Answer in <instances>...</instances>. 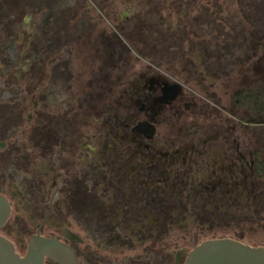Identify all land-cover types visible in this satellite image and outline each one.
Listing matches in <instances>:
<instances>
[{
  "label": "flooded vegetation",
  "instance_id": "flooded-vegetation-1",
  "mask_svg": "<svg viewBox=\"0 0 264 264\" xmlns=\"http://www.w3.org/2000/svg\"><path fill=\"white\" fill-rule=\"evenodd\" d=\"M263 51L262 0H0V235L64 250L42 264H184L223 237L230 192L262 183L254 148L208 142L215 86L246 113Z\"/></svg>",
  "mask_w": 264,
  "mask_h": 264
},
{
  "label": "rangeland",
  "instance_id": "rangeland-1",
  "mask_svg": "<svg viewBox=\"0 0 264 264\" xmlns=\"http://www.w3.org/2000/svg\"><path fill=\"white\" fill-rule=\"evenodd\" d=\"M264 55V51L260 53V55ZM259 57V56H258ZM193 58V57H191ZM195 59V58H193ZM243 68V67H240ZM241 69L235 70L230 76L229 83L233 85L236 83V87L244 86V84L240 85V77L239 71ZM247 86L252 87L254 91H256V87L259 90L264 91V58L261 66L256 70L249 69L247 74ZM179 78V77H178ZM181 78V77H180ZM245 77H242V79ZM208 83V81L206 82ZM199 89L198 87H196ZM215 90L217 91L218 95L221 96V103L223 107L222 112L220 110H213L210 104L204 105L202 108V113H209L210 109L213 110V114L210 115V119L214 121L215 130L217 134H211L212 136L209 137V143L213 141L218 144V140L222 141L219 145H224L226 148L230 146L229 152L233 150V146H239L241 153L248 154L251 149H261L264 151V101H259L258 103H250L247 105V111L244 112L243 109L239 110L236 108L233 103L232 99H230L231 92L225 91L220 85L215 86ZM210 107V108H209ZM228 111L236 113L238 117L243 116L246 120H250L253 122L245 123L241 128L237 127V119L233 117L228 118L224 121V117H228ZM192 108L183 113L184 118L191 119L193 116ZM195 113V112H194ZM198 117V116H197ZM220 119L221 121H219ZM255 121V122H254ZM231 128L230 138L229 140L224 139V135L227 134L225 132L226 128ZM224 152H217L216 158H222ZM248 157V156H247ZM249 164L250 159H247ZM242 176L239 175V179L241 180ZM251 182L253 184L251 185ZM257 185V186H256ZM242 186H246V191ZM264 184L262 183L261 186L258 185V181L251 177L250 175L247 176V183L242 185L240 183L237 188H233L230 192V198L228 203L230 206H224V210L228 209L235 218L232 219L230 226H218L216 225L214 229L209 230L207 234L204 236H213V237H230L233 239H237L243 243L257 246L261 245L264 246ZM230 224V222H229ZM203 236V237H204ZM201 238V237H200ZM202 239V238H201Z\"/></svg>",
  "mask_w": 264,
  "mask_h": 264
},
{
  "label": "water",
  "instance_id": "water-1",
  "mask_svg": "<svg viewBox=\"0 0 264 264\" xmlns=\"http://www.w3.org/2000/svg\"><path fill=\"white\" fill-rule=\"evenodd\" d=\"M8 215V206L0 197V227ZM43 255H64V250L49 240H31L24 256L0 235V264H42ZM184 264H264V246H252L230 237L201 241L189 251Z\"/></svg>",
  "mask_w": 264,
  "mask_h": 264
},
{
  "label": "trees",
  "instance_id": "trees-1",
  "mask_svg": "<svg viewBox=\"0 0 264 264\" xmlns=\"http://www.w3.org/2000/svg\"><path fill=\"white\" fill-rule=\"evenodd\" d=\"M264 2V0H262ZM251 46H254L255 44L249 41V48ZM250 97H248L247 99V103L248 105L250 103H258L259 101L261 102L262 100L264 101V91L263 90H259L257 93L253 92L248 94ZM237 100L240 104V95L237 94ZM238 104V105H239ZM246 122H253L250 120H246ZM255 122V121H254ZM262 123L264 121H261ZM262 151V149H261ZM262 154L260 155V152H258L256 149L253 151V160H254V164H253V169L255 171V174L257 176V179L264 184V151L261 152ZM264 192V190H263ZM264 194V193H263Z\"/></svg>",
  "mask_w": 264,
  "mask_h": 264
}]
</instances>
